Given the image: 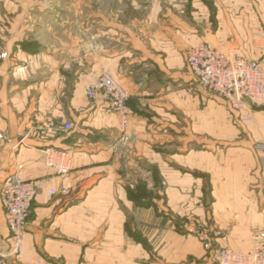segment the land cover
<instances>
[{
  "label": "crops",
  "instance_id": "1",
  "mask_svg": "<svg viewBox=\"0 0 264 264\" xmlns=\"http://www.w3.org/2000/svg\"><path fill=\"white\" fill-rule=\"evenodd\" d=\"M203 42L264 62V0H0V187L18 164L45 180L3 264H217L194 226L233 250L264 242V101L237 112L201 86L186 51ZM104 72L129 95L124 142L85 94ZM50 119L72 128L22 139ZM7 234L0 202L4 250Z\"/></svg>",
  "mask_w": 264,
  "mask_h": 264
},
{
  "label": "built area",
  "instance_id": "2",
  "mask_svg": "<svg viewBox=\"0 0 264 264\" xmlns=\"http://www.w3.org/2000/svg\"><path fill=\"white\" fill-rule=\"evenodd\" d=\"M3 56L4 54H0V58ZM186 65L201 86L224 98L232 110L241 112L247 104H258L264 101L262 58L246 59L233 51L225 52L203 42L187 49ZM85 94L91 100L100 95L102 108L106 112L119 115L120 140L127 141L129 137L126 124L131 109L127 103L129 95L124 87L110 74L104 72L86 88ZM241 120L246 122L249 117H241ZM71 128L72 124L68 121L50 119L42 124L34 123L21 137L23 139L29 134L54 137L70 131ZM0 137H2L1 134ZM253 149L259 154L258 162L264 171V143H255ZM46 151V164L54 167L58 173H66L67 169L57 164L51 155L53 150ZM21 168L22 165L18 164L15 170L4 178L0 187V202L8 230V248L5 250L0 248V264L10 257H19L22 254L24 233L32 202L45 181L44 178L22 176ZM54 192L53 189L50 190L51 194ZM183 227L188 226L184 224ZM190 232L201 240L203 247L211 252L217 264H264V242L250 252H243L213 245L212 235H217L215 230L210 231V229L205 230L194 226Z\"/></svg>",
  "mask_w": 264,
  "mask_h": 264
},
{
  "label": "trees",
  "instance_id": "3",
  "mask_svg": "<svg viewBox=\"0 0 264 264\" xmlns=\"http://www.w3.org/2000/svg\"><path fill=\"white\" fill-rule=\"evenodd\" d=\"M138 192L137 194L132 193L131 191L129 192V196L131 197V199H133L136 203H138L139 205L141 204V195L143 194V196H145V190L141 187V185L138 186L137 188ZM140 195V196H139ZM138 241H143L141 238H137Z\"/></svg>",
  "mask_w": 264,
  "mask_h": 264
},
{
  "label": "rangeland",
  "instance_id": "4",
  "mask_svg": "<svg viewBox=\"0 0 264 264\" xmlns=\"http://www.w3.org/2000/svg\"><path fill=\"white\" fill-rule=\"evenodd\" d=\"M96 1H98V0H96ZM125 1V0H124ZM106 2H107V4L109 5V4H113L114 2H116V0H106ZM201 227V226H200ZM203 229H205V230H209V229H206V227H202Z\"/></svg>",
  "mask_w": 264,
  "mask_h": 264
}]
</instances>
